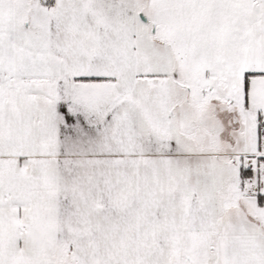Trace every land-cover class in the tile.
<instances>
[{"label":"snow or ice","instance_id":"obj_1","mask_svg":"<svg viewBox=\"0 0 264 264\" xmlns=\"http://www.w3.org/2000/svg\"><path fill=\"white\" fill-rule=\"evenodd\" d=\"M0 264H264V0H0Z\"/></svg>","mask_w":264,"mask_h":264}]
</instances>
